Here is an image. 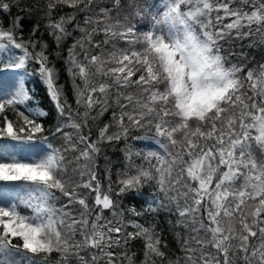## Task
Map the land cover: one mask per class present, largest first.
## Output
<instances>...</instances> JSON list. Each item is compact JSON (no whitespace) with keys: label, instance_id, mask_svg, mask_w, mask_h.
<instances>
[{"label":"snow or ice","instance_id":"snow-or-ice-1","mask_svg":"<svg viewBox=\"0 0 264 264\" xmlns=\"http://www.w3.org/2000/svg\"><path fill=\"white\" fill-rule=\"evenodd\" d=\"M255 35L264 0H0V264H133L137 237L154 264L121 210L145 186L176 264H264V64L233 43Z\"/></svg>","mask_w":264,"mask_h":264},{"label":"trees","instance_id":"trees-1","mask_svg":"<svg viewBox=\"0 0 264 264\" xmlns=\"http://www.w3.org/2000/svg\"><path fill=\"white\" fill-rule=\"evenodd\" d=\"M72 11L68 9L66 6L61 11V15L64 12ZM31 28V24L26 23L25 25V34L27 35L28 31ZM44 39L48 41L51 45L52 40L46 34ZM234 50L235 51H243L248 57L247 66L253 69L258 70L260 64H264V41L261 40L259 35H255L250 38H246L244 40H235ZM66 78V77H65ZM35 92L38 96L43 98V104L52 109L51 103L47 100V94L43 87V85L37 80L34 85ZM74 102V97H73ZM52 115H55V110L52 109ZM135 134L143 135V132H137ZM95 138V134L93 136ZM134 147H140V142L130 141ZM120 148H123L124 145L121 143L119 145ZM155 150V149H153ZM105 152L111 157L113 162H117L118 159H122L123 154L117 150H114L111 147L105 148ZM256 157L258 160L264 159V154L259 152L256 153ZM99 167L102 169L104 167V159L103 156L99 158L97 161ZM113 188L118 190V175L116 173V169H113V174L111 177ZM107 185V181L105 180V188ZM154 189L148 186H145L143 189V196L136 195L134 193L129 194L121 203V210L123 211L126 220H135L137 223L142 224L146 228H151L155 225L156 231L159 232L162 245L161 250L165 252V257L161 258L153 255L152 260L154 264H176L177 259L181 256V253L178 250V245L176 243L177 233H181L182 225H176L175 228L170 227L171 224H175V216L169 215L166 210L158 209L156 212L147 211V205L149 201L154 199L153 196ZM161 198L163 196L161 195ZM135 208L136 212L143 213L141 216H135L129 210ZM103 215L112 219V213L109 210H105ZM127 231H137L131 223L128 224ZM183 234V233H181ZM163 243H167V248L163 247ZM127 251L128 256L132 257L133 264H144L145 260V252L146 249V241L142 237H137L129 242L125 249H122L121 252ZM53 255H56L55 253ZM123 264H128V261L125 259Z\"/></svg>","mask_w":264,"mask_h":264}]
</instances>
